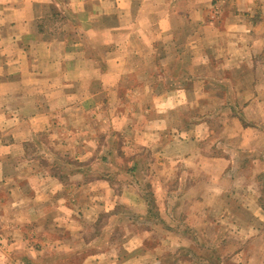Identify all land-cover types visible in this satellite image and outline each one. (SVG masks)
<instances>
[{
    "label": "clouds",
    "instance_id": "obj_1",
    "mask_svg": "<svg viewBox=\"0 0 264 264\" xmlns=\"http://www.w3.org/2000/svg\"><path fill=\"white\" fill-rule=\"evenodd\" d=\"M264 0H0V264H264Z\"/></svg>",
    "mask_w": 264,
    "mask_h": 264
},
{
    "label": "rangeland",
    "instance_id": "obj_2",
    "mask_svg": "<svg viewBox=\"0 0 264 264\" xmlns=\"http://www.w3.org/2000/svg\"><path fill=\"white\" fill-rule=\"evenodd\" d=\"M262 178H264V174H262Z\"/></svg>",
    "mask_w": 264,
    "mask_h": 264
},
{
    "label": "crops",
    "instance_id": "obj_3",
    "mask_svg": "<svg viewBox=\"0 0 264 264\" xmlns=\"http://www.w3.org/2000/svg\"><path fill=\"white\" fill-rule=\"evenodd\" d=\"M214 3H215V0H214Z\"/></svg>",
    "mask_w": 264,
    "mask_h": 264
}]
</instances>
